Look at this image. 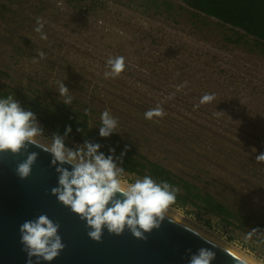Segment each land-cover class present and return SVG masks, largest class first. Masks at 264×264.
Wrapping results in <instances>:
<instances>
[{"label":"rangeland","instance_id":"obj_1","mask_svg":"<svg viewBox=\"0 0 264 264\" xmlns=\"http://www.w3.org/2000/svg\"><path fill=\"white\" fill-rule=\"evenodd\" d=\"M169 2V10H154L143 0H0V71L8 74L1 84L60 102L62 81L71 103L92 104L99 117L108 110L123 141L249 220L224 227L173 205L169 215L264 264V232L244 243L255 222L264 224V162L256 160L264 153V48L241 31L236 42L227 26ZM38 20L46 40L35 31ZM117 56L125 70L105 78L107 60ZM205 94L215 101L201 104ZM158 104L166 115L146 119ZM36 123L37 139L50 145L53 136ZM137 179L123 174L120 182L127 188Z\"/></svg>","mask_w":264,"mask_h":264},{"label":"clouds","instance_id":"obj_2","mask_svg":"<svg viewBox=\"0 0 264 264\" xmlns=\"http://www.w3.org/2000/svg\"><path fill=\"white\" fill-rule=\"evenodd\" d=\"M37 23L39 26L35 31L41 33V39L46 40L47 35L42 32L43 24L39 20ZM38 55L41 59L45 57L43 52ZM33 62L37 61L34 59ZM106 63L110 70L105 71V78H115L126 67L122 56L109 58ZM57 85L60 95L65 98L64 103L70 104L72 96L69 95V89L62 81H57ZM171 98L170 96L169 99ZM215 99V94H205L200 103H211ZM88 111L85 109V113ZM144 115L151 120L163 118L166 112L158 104ZM100 120L101 137H109L117 131L118 120L108 110L101 114ZM68 132H71V127L67 128L66 134ZM42 134L35 114L22 108L13 95L0 99V152L10 150L11 153L18 154L22 149L26 150L28 145H38L37 137ZM99 149V144L87 141L82 147L68 148L62 137L53 136L51 144L44 147L53 156L52 164L59 165L56 167V172L59 173L58 186L51 189V194L64 206L70 207L81 220L86 221L87 226L92 229L88 236L94 241H101L105 227L110 234L116 235L123 233L127 227L134 237L146 239L144 233L160 227V222L164 220L170 206L175 204L180 189L166 181L157 183L147 175L124 188L120 182L123 170L117 168L111 156L105 157ZM37 159L38 153H29L17 165V176L20 179L29 177ZM256 160L264 162V153L257 155ZM65 164L70 165L71 170L64 167ZM117 193L122 194L121 197L118 198ZM59 228L58 223L44 214L34 220L25 221L20 226V242L27 253L28 264H32L33 257L37 261L42 258L50 262L59 256L65 248L58 234ZM256 231L253 229L252 233H248L244 243H248ZM214 259L213 251L201 248L190 257L189 264H211ZM240 264H246V261H240Z\"/></svg>","mask_w":264,"mask_h":264},{"label":"water","instance_id":"obj_3","mask_svg":"<svg viewBox=\"0 0 264 264\" xmlns=\"http://www.w3.org/2000/svg\"><path fill=\"white\" fill-rule=\"evenodd\" d=\"M44 147L38 143L18 154L0 152V264H28L19 228L41 214L60 225L58 234L65 248L50 262L33 257L32 264H189L201 248L215 253L211 264L246 261L168 215L159 228L144 233L146 239L134 237L127 227L120 235L110 234L105 227L101 241L92 240L86 221L51 194L58 186L59 165L52 164L53 156ZM31 152L38 153V159L30 176L20 179L15 169ZM64 167L71 170L70 165Z\"/></svg>","mask_w":264,"mask_h":264},{"label":"trees","instance_id":"obj_4","mask_svg":"<svg viewBox=\"0 0 264 264\" xmlns=\"http://www.w3.org/2000/svg\"><path fill=\"white\" fill-rule=\"evenodd\" d=\"M169 1L143 0L146 9L154 10L159 6L169 10L172 7ZM171 1L180 2L192 9L193 18L203 15L231 25L232 34L237 36L234 41L239 42L242 35H246L252 38L253 46L264 48V0ZM240 31L243 33L242 35ZM7 76L8 74L0 71V77L6 78ZM9 95H13L22 108L35 114L36 120L47 131L46 133L51 136L58 135L67 140L64 143L68 148H72L73 143L82 147L86 141L99 144V152L103 153L105 157L111 156L117 168L123 170V174L135 175L141 179L147 175L157 183L166 181L172 186L178 187L180 192L173 206L181 209L189 208L190 210H186L188 214L200 212L216 219L224 227H239L241 229L247 224L249 217L242 215L239 210L231 208L225 202L218 201L211 193L203 191L191 180L148 159L138 151L136 146L123 141L119 137L118 131L113 132L109 137H101L99 134L101 120L97 112H94L92 104L81 101L70 104L56 100L47 102L38 99V94L33 91L6 89L0 80V99L7 98ZM85 109L89 111L85 113ZM68 127H71V132L66 134ZM236 223H239V226ZM205 224L210 226L209 221ZM253 229H256L257 232H264V224L257 221ZM259 241L264 251V239Z\"/></svg>","mask_w":264,"mask_h":264},{"label":"bare ground","instance_id":"obj_5","mask_svg":"<svg viewBox=\"0 0 264 264\" xmlns=\"http://www.w3.org/2000/svg\"><path fill=\"white\" fill-rule=\"evenodd\" d=\"M38 141H39V143H41V144H43V145H45V146H48L49 144L48 143H46V142H44V141H41V140H39V139H37ZM121 186H122V184H121ZM125 188V187H124ZM167 215L168 216H170V217H172L173 219H175V220H177V221H179L180 223H182V224H184V225H186L187 227H189V228H191V229H193L194 231H196V232H198V233H200L201 235H203V236H205V237H207L208 239H210V240H212L209 236H207V235H205L204 233H202L200 230H198V229H195V228H193V227H190V225H187V223L185 224L184 222H182L181 220H178L177 218H174L173 216H171V215H169L168 213H167ZM213 242H215V243H217V244H219L218 242H216L215 240H212ZM220 246H222V247H224L225 249H227V250H229V251H231L232 253H234V254H236V252H234V251H232L229 247H227L226 245H221V243L219 244ZM236 255H238V254H236ZM239 256V255H238ZM239 257H241V256H239ZM242 258V257H241ZM244 259V258H243ZM244 260H246V261H248V262H250L251 264H256V263H254V261L252 262L251 260H247V259H244Z\"/></svg>","mask_w":264,"mask_h":264},{"label":"flooded vegetation","instance_id":"obj_6","mask_svg":"<svg viewBox=\"0 0 264 264\" xmlns=\"http://www.w3.org/2000/svg\"><path fill=\"white\" fill-rule=\"evenodd\" d=\"M213 19H214V18H213ZM214 20L218 21L220 25H222V26H227V28L232 29V26H231V25H229V24H225V23H223V22H221V21H219V20H217V19H214Z\"/></svg>","mask_w":264,"mask_h":264}]
</instances>
